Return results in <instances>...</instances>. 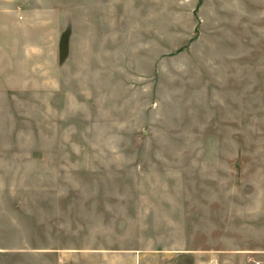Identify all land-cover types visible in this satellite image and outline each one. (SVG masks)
<instances>
[{
    "label": "rangeland",
    "instance_id": "rangeland-1",
    "mask_svg": "<svg viewBox=\"0 0 264 264\" xmlns=\"http://www.w3.org/2000/svg\"><path fill=\"white\" fill-rule=\"evenodd\" d=\"M3 6L0 264L219 244L238 213H264V0ZM158 195L198 232L146 234L141 198Z\"/></svg>",
    "mask_w": 264,
    "mask_h": 264
},
{
    "label": "crops",
    "instance_id": "crops-1",
    "mask_svg": "<svg viewBox=\"0 0 264 264\" xmlns=\"http://www.w3.org/2000/svg\"><path fill=\"white\" fill-rule=\"evenodd\" d=\"M1 2L0 53L3 54L4 6L3 0ZM2 60L1 57L0 68L3 66ZM0 87L4 89V73L1 72ZM156 199V202H150L145 196L141 198L140 221L146 230L144 232H147L146 234L165 235V227L172 235L191 236L198 232L197 223L191 221L194 220L193 213L189 212L190 217L186 215V217L180 218L174 212L170 216L162 217V203L159 202V195ZM153 203H156V206ZM159 206L161 207L159 208ZM259 210L252 213L251 219H245L244 211L238 213L235 219L238 229L236 237L233 235L230 238L222 239L219 244H213L210 241L167 245L163 242L136 245L128 243L125 247L101 246L99 244L71 247L60 244L56 246L58 248L51 249L54 254L53 264H264V213ZM181 219H183V224L180 223ZM199 219L212 220V217H200ZM247 231L251 232L248 234V236L251 235V239L246 240L243 236Z\"/></svg>",
    "mask_w": 264,
    "mask_h": 264
}]
</instances>
